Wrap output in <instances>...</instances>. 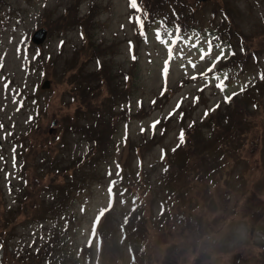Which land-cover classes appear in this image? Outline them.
I'll return each instance as SVG.
<instances>
[{
	"label": "rangeland",
	"instance_id": "obj_1",
	"mask_svg": "<svg viewBox=\"0 0 264 264\" xmlns=\"http://www.w3.org/2000/svg\"><path fill=\"white\" fill-rule=\"evenodd\" d=\"M137 3L0 0V264H264V0Z\"/></svg>",
	"mask_w": 264,
	"mask_h": 264
},
{
	"label": "snow or ice",
	"instance_id": "obj_2",
	"mask_svg": "<svg viewBox=\"0 0 264 264\" xmlns=\"http://www.w3.org/2000/svg\"><path fill=\"white\" fill-rule=\"evenodd\" d=\"M129 7L132 8V9H134L136 12H139L140 11V8L138 7L137 0H129ZM135 21H136L137 26L141 29V34H142V32H143V24L141 22V18L140 17H136L135 18ZM177 31H179V29H177ZM156 38H157V40L160 39L159 33H157ZM175 42H176L175 40L172 41L173 44H175ZM209 47H211V44L209 45ZM222 56H223V53H221V56H217L216 57V61L221 60L222 59ZM204 57H205V53H202L201 54V59H204ZM216 61L213 62V66L215 65ZM211 70H212L211 68L208 69V71H211ZM226 78H227V76L225 75V79ZM193 79H195V77H193ZM261 79H264V76H262ZM5 87H7V85H5ZM216 87L219 88V89H221V91H223V82L218 83L216 85ZM243 90L244 89L241 88V91H243ZM233 95H235V93H233ZM230 99H231V97H225L226 102L228 100H230ZM177 107H179V104L177 105ZM169 115H171V113ZM205 115H207V112L205 113ZM157 123H159V121L153 122V124L151 125V127L152 128H155V126H156ZM0 127H3V126L0 125ZM179 139H180V142L183 143V131H181V134H180ZM14 166H15V164H14Z\"/></svg>",
	"mask_w": 264,
	"mask_h": 264
},
{
	"label": "trees",
	"instance_id": "obj_3",
	"mask_svg": "<svg viewBox=\"0 0 264 264\" xmlns=\"http://www.w3.org/2000/svg\"><path fill=\"white\" fill-rule=\"evenodd\" d=\"M62 19L64 20V22H66L67 20H66V15H64L63 17H62ZM223 116L224 117H228V115L227 114H225V113H223ZM232 116V115H231ZM194 144H195V146H198V143H197V141L194 139ZM196 148V147H195ZM196 152H197V154H198V156H199V158L204 162V157L205 156H207L206 154H207V150H204V151H202V152H198L197 151V149H196ZM188 153H189V151H188ZM197 162H192L190 165H186L185 167H184V169L186 170V171H188V172H196L197 174H202V173H200V172H197V168H196V166H197ZM12 212H13V210L12 209H8L7 211H6V214H12ZM13 217H15V216H13ZM3 222H4V224H6V225H3V226H1L0 227V232H2V231H4L5 229H6V227H7V225H10V224H7V221L6 220H3ZM3 243H5V237L4 236H0V244H2L3 245ZM23 254H25V253H23L22 251H19L17 254H16V257H18V258H20V257H22L23 256ZM12 256H13V254H12Z\"/></svg>",
	"mask_w": 264,
	"mask_h": 264
},
{
	"label": "water",
	"instance_id": "obj_4",
	"mask_svg": "<svg viewBox=\"0 0 264 264\" xmlns=\"http://www.w3.org/2000/svg\"><path fill=\"white\" fill-rule=\"evenodd\" d=\"M46 35V30L45 28L41 27L37 29L33 35H32V40L36 43H40L43 41L44 37Z\"/></svg>",
	"mask_w": 264,
	"mask_h": 264
}]
</instances>
